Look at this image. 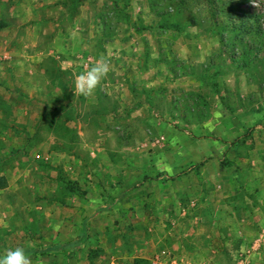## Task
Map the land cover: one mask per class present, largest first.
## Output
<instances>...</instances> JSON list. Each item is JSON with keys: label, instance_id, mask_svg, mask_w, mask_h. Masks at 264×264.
Returning a JSON list of instances; mask_svg holds the SVG:
<instances>
[{"label": "rangeland", "instance_id": "rangeland-1", "mask_svg": "<svg viewBox=\"0 0 264 264\" xmlns=\"http://www.w3.org/2000/svg\"><path fill=\"white\" fill-rule=\"evenodd\" d=\"M13 12L25 20L0 29V48L25 62L34 50L87 47L111 71L85 98L73 83L85 55L66 71L53 57L0 68V254L24 247L33 264H264V193L243 181L264 169V133L231 131L220 144L212 132L220 104L231 125L236 107L261 112L260 98L235 96L243 75L264 92V0H0L1 23ZM149 60L160 66L142 71ZM129 98L151 106L154 121L134 113L132 122ZM168 123L176 129L162 132Z\"/></svg>", "mask_w": 264, "mask_h": 264}, {"label": "crops", "instance_id": "crops-1", "mask_svg": "<svg viewBox=\"0 0 264 264\" xmlns=\"http://www.w3.org/2000/svg\"><path fill=\"white\" fill-rule=\"evenodd\" d=\"M8 19H10L12 23L11 22H9V23L4 22V24H6L5 27H8V25H11V26H13V28L15 30L16 28L21 26V23L24 22L25 17L23 15L19 14V13L15 14L13 12L11 14V16H9ZM2 21H6L4 16H1V18H0V22H2ZM82 23H83L82 19L77 21L75 23V28H73L74 31H72L73 34H75V36L78 37V38H80L82 36L81 35L82 34L81 33ZM93 38H95V37H93ZM69 42L71 43L72 40L70 39ZM121 43L122 42H120V44ZM93 45H94V42H93ZM95 45H96V43H95ZM1 48H2V50H0V68H2V69L3 68H7V67H5V65H8L9 67H11V64H15L16 62H18V64L25 65V67H32L30 65L29 66L26 65L27 62H28L27 60H31V61L39 64V65H42V64H45L47 62V61H45V59L51 58V57L56 58L57 64L59 65L60 69L64 70V71L67 70V66H71L73 63H76V60H78V59L80 60V58H81L80 55L81 56L85 55L84 58H88V57L92 56V59H93L94 63L96 61L95 56L94 57H93V55L90 56L89 53L88 54H84L86 51H82L83 49H85L87 47H83V49L80 50L79 52L76 51L75 47L74 48H71V47H48L47 49H43V50H40V51H35L34 50L32 53H26L25 55H23V59H25V62H24V60L22 61V59H19L17 54L14 51H11L9 47H1ZM106 48L108 49V48H114V47H106ZM120 48L123 49V48H127V47H120ZM91 49L93 51L94 50L96 51V49L94 47H91ZM129 51H130V49L128 50V52ZM71 56H73V60L72 59L67 60ZM82 59L83 58H81V60ZM147 62H148V64L142 68L143 69L142 71H146V72L150 71L151 69L154 68V66H160V63H161L160 61H153V60H149ZM82 63H83V60L81 61V71H82ZM165 68L167 69V67H165ZM159 70H161V67H159ZM242 81H243V84H241L242 89H243L244 86L247 87L248 90H249V93H251L252 95L243 94V92L241 90V86H239V87H237V90L239 91V93H241V95L237 94L235 97H241L243 99V103H245L246 101H251V99H250L251 97H253L255 100L257 98H260L261 99L260 102H261V106L262 107H259V109H260L261 112H259L257 114L255 113V110H256L255 108H258L256 105H255V107L254 106H245L244 108L236 107L238 112H236L235 117H233L234 125H231L228 122V120L231 118L229 116V113H231V111L228 108H226L225 106H223L222 104H220L221 109L223 110V115H222L223 119H222V121L219 124L215 125V129L212 130V132H216V133L221 135L220 136V139H221V141H220L221 143L220 144H222V142L226 143V142L229 141L230 137L228 136V133L231 132V131H232V134L234 132L236 135H241V134L245 135V134H247L246 133L247 130L251 129L250 132L252 133V136H255V137L258 134H261L262 132L264 133V131H262V129L264 130V92H262V93L260 92V87H259L258 84H253L252 83L253 84L252 85L251 83H249L247 75H243L241 77V83H242ZM132 86H135V84L132 85ZM244 92L248 93L247 91H244ZM256 92H258V93H256ZM223 95L225 96L226 92L223 93ZM248 96H249V100H246L248 98ZM127 98H128V96L125 97V100H127ZM132 102L133 101H130V98H129V101H126V103L128 104V107L129 106L130 107L133 106L131 104ZM150 108H151V106L149 107L148 104L143 103L140 106H136L135 105L134 107L129 109V110H133L132 113H131V121L135 122L134 120H135L136 116L134 115V113H138V115H141V117H144V118L148 117V124H149V122L150 123L153 122L154 121V119H153L154 115L151 116L149 114V109ZM164 112H166V111L164 110ZM177 112H178L177 110H172L171 111L172 115H176ZM166 116L170 117L169 111L166 112ZM238 119H242V120H238ZM243 119L251 120L250 125L252 123L253 128H250L249 123H247ZM253 120H258V121H257V123H254ZM193 126L198 128L201 125L200 124H198V125L195 124ZM245 127H248V128H245ZM164 128L166 130H164ZM207 128L208 127H205V129H207ZM174 129H176V127H173L172 125H170L168 123V124H165V125L163 124L162 125L161 131L164 132V133H171L172 130H174ZM210 131H211V129H210ZM186 133L188 135L192 134L190 131H187ZM194 135H196V134H194ZM193 138H194V136H193ZM255 139H257V138H255ZM258 139H260V138H258ZM262 142L264 143V140H262ZM154 145L157 148H162L164 146V142L162 143V142L158 141ZM251 159L253 161H255L253 156H251ZM262 166L263 165L260 164V167H262ZM257 167H258V165H257ZM255 169L260 171V172L258 171L259 173L255 172L256 173V177L250 176V177H248V179L244 178L243 181L245 183V186H255V187L259 188L260 193L261 192L264 193V173H262V171H264V169L263 168H259V169L255 168ZM0 178H3V177H0ZM171 183H174V181H172ZM239 243L241 244L242 241H239ZM236 264H244V262L243 261L239 262V263L236 262Z\"/></svg>", "mask_w": 264, "mask_h": 264}, {"label": "clouds", "instance_id": "clouds-1", "mask_svg": "<svg viewBox=\"0 0 264 264\" xmlns=\"http://www.w3.org/2000/svg\"><path fill=\"white\" fill-rule=\"evenodd\" d=\"M110 71V59L101 54L92 66L73 74L74 93L85 98L92 97ZM55 227L56 230L60 228L59 225ZM0 264H33V259L24 247H14L0 254Z\"/></svg>", "mask_w": 264, "mask_h": 264}, {"label": "trees", "instance_id": "trees-1", "mask_svg": "<svg viewBox=\"0 0 264 264\" xmlns=\"http://www.w3.org/2000/svg\"><path fill=\"white\" fill-rule=\"evenodd\" d=\"M4 26H6V24L0 22V29H2ZM4 189H6V181L4 178L3 179L0 178V190H4ZM135 264H149V263L146 260L139 259L135 262Z\"/></svg>", "mask_w": 264, "mask_h": 264}, {"label": "built area", "instance_id": "built-area-1", "mask_svg": "<svg viewBox=\"0 0 264 264\" xmlns=\"http://www.w3.org/2000/svg\"><path fill=\"white\" fill-rule=\"evenodd\" d=\"M93 64H94V61L92 57L83 58L82 71H84L87 67L92 66Z\"/></svg>", "mask_w": 264, "mask_h": 264}]
</instances>
